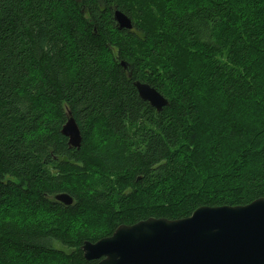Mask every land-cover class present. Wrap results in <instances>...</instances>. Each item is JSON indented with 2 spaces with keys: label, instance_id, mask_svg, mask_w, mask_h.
<instances>
[{
  "label": "trees",
  "instance_id": "1",
  "mask_svg": "<svg viewBox=\"0 0 264 264\" xmlns=\"http://www.w3.org/2000/svg\"><path fill=\"white\" fill-rule=\"evenodd\" d=\"M263 37L264 0H0V264H95L82 244L120 225L264 198V126L211 129L193 101L203 87L217 121L252 103L264 123Z\"/></svg>",
  "mask_w": 264,
  "mask_h": 264
},
{
  "label": "water",
  "instance_id": "2",
  "mask_svg": "<svg viewBox=\"0 0 264 264\" xmlns=\"http://www.w3.org/2000/svg\"><path fill=\"white\" fill-rule=\"evenodd\" d=\"M113 21L119 31L134 29L132 20L118 9ZM131 77L128 64L120 63ZM139 98L157 112L168 100L148 84L134 82ZM61 134L70 148L79 149L80 129L65 107ZM55 200L69 206L67 194ZM86 261L95 264H264V198L245 206L199 207L190 216L169 220L149 218L120 225L111 236L81 246Z\"/></svg>",
  "mask_w": 264,
  "mask_h": 264
},
{
  "label": "rangeland",
  "instance_id": "3",
  "mask_svg": "<svg viewBox=\"0 0 264 264\" xmlns=\"http://www.w3.org/2000/svg\"><path fill=\"white\" fill-rule=\"evenodd\" d=\"M234 1L238 3L244 0H234ZM263 45H264V37H263ZM114 54L116 55V52ZM208 97L209 96L205 94V88L202 87L201 90H199L195 94L193 99L196 107L197 119L198 121L203 123V125H206L207 123H210L211 125L218 123V125H221L223 128H227L231 121L241 120L244 121L246 123V126L248 127H254L258 129L264 126V123H261V121H259L262 118L261 112L255 109L252 103H244L243 105L242 103L235 104V106L232 109V112L227 116V118H222L217 121L220 114V110L218 107L220 106V108L222 109L225 107L224 99L222 98V96H219L218 97L219 106L214 107L213 100H207ZM215 100L217 101L216 96H215ZM213 125L211 129H213ZM102 132L103 131L99 126V130L97 134L101 135ZM261 133H263V137H264V130ZM104 139L105 138H100V137L92 138L93 142L99 144L100 146L103 143ZM55 248L67 254H69L73 250L61 244H56Z\"/></svg>",
  "mask_w": 264,
  "mask_h": 264
}]
</instances>
